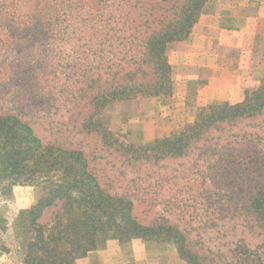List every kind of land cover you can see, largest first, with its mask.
I'll return each instance as SVG.
<instances>
[{
	"label": "trees",
	"instance_id": "trees-1",
	"mask_svg": "<svg viewBox=\"0 0 264 264\" xmlns=\"http://www.w3.org/2000/svg\"><path fill=\"white\" fill-rule=\"evenodd\" d=\"M206 2L0 0V48L9 50L0 54V86L13 87L3 92L8 109L0 114V183L40 190L18 219L31 235L24 264H74L104 241L135 239L171 242L186 264H216L205 263L192 249L186 230L164 218L140 220L135 202L108 193L79 148L44 141L25 119L49 105L48 117L58 103L55 112L66 116L64 128L71 124L77 133L97 135L131 162L155 164L185 158L194 144L210 140L212 132L260 116L264 84L241 102L201 108L175 137L145 145L118 141L95 122L108 102L170 93L167 47L188 37ZM250 190L240 209L264 229V186L254 184ZM51 208L50 220L40 223ZM240 244L233 250L240 256L227 264H264L256 253L264 242L254 252Z\"/></svg>",
	"mask_w": 264,
	"mask_h": 264
},
{
	"label": "rangeland",
	"instance_id": "rangeland-1",
	"mask_svg": "<svg viewBox=\"0 0 264 264\" xmlns=\"http://www.w3.org/2000/svg\"><path fill=\"white\" fill-rule=\"evenodd\" d=\"M249 2L254 3V8H257L255 3L259 5L260 2L264 7V0ZM218 9L209 7V11ZM173 43L168 45L166 54ZM7 52L8 48H0V54ZM248 52L250 55L246 54ZM246 53L236 56L239 59L236 69V65L229 67L232 76L237 73L241 78L238 85L222 91L228 93L227 100H206L208 86L187 85L183 79L185 72L173 65L174 57L170 60L167 56L168 63L172 64L169 63L170 93L108 102L95 122L118 141L133 146L175 137L193 123L201 108L213 103L241 102L249 92L264 84L263 17L258 23L253 47ZM5 88L8 90L11 85L5 83L0 86V114L8 109L6 97H3ZM57 106L58 103L51 107L48 117L49 105L43 113L34 116L30 113L25 119L44 141L59 140L65 146L79 148L108 193L127 196L135 202L140 220L147 222L164 218L186 230L188 243L205 263L236 262L240 254L238 250L233 252L234 246L242 243L254 252L264 242V229L256 226L247 212L240 209L254 184L264 186V111L254 119H245L212 132L210 140L194 144L185 158L147 164L129 161L103 145L95 134L77 133L71 124L64 128L61 124L66 121V116L63 112H55ZM51 114H55L52 124L49 123ZM53 127L59 130L57 134ZM39 196L40 190L36 187L15 185L7 188L0 183V264H24L31 235L23 232L18 219L20 213L27 211ZM53 212L54 208L44 211L39 222L47 223ZM90 253L96 256V264H103V261L119 264L122 260L130 261V264H186L178 257L171 242L135 239L122 244L117 240H107ZM256 253L264 260V248L256 250Z\"/></svg>",
	"mask_w": 264,
	"mask_h": 264
},
{
	"label": "crops",
	"instance_id": "crops-1",
	"mask_svg": "<svg viewBox=\"0 0 264 264\" xmlns=\"http://www.w3.org/2000/svg\"><path fill=\"white\" fill-rule=\"evenodd\" d=\"M255 5L257 8H254V3L249 0H209L188 37L168 48L166 55L170 60L174 57L173 65L185 72L183 79H186L187 85L208 86L206 100H227L228 93L222 91L239 84L240 75L235 73L236 75L232 76L229 67L238 63L236 56L253 47L258 23L261 17L264 18L262 2ZM209 7L220 9L209 11ZM246 54L250 55L249 52ZM169 63L172 65L170 61ZM229 75L232 76L231 82ZM219 87H223L222 90H219ZM183 94H186V91ZM91 255L93 254H88L76 264L94 262L96 256ZM103 264L109 262L103 261ZM119 264H130V261L122 260Z\"/></svg>",
	"mask_w": 264,
	"mask_h": 264
}]
</instances>
